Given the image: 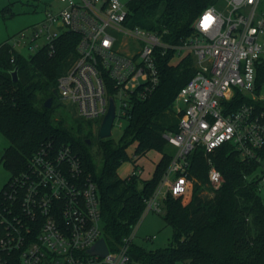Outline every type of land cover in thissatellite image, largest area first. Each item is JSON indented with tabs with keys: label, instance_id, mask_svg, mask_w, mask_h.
<instances>
[{
	"label": "built area",
	"instance_id": "obj_1",
	"mask_svg": "<svg viewBox=\"0 0 264 264\" xmlns=\"http://www.w3.org/2000/svg\"><path fill=\"white\" fill-rule=\"evenodd\" d=\"M58 1V9H47L30 27L31 47L47 45L52 52L63 32L78 35L76 57L58 77L57 91L83 119L102 121L112 96L113 128L126 126L135 102L150 97L160 85L159 50L175 48L180 60L194 54L197 71L175 98L178 130L164 133L175 151L145 199V214L165 213L169 195L187 194L191 156L198 148L203 147L208 178L216 187L223 178L213 154L225 143L233 144L241 158L257 160L264 173V0L209 5L196 18L194 34L176 46L155 30L127 24L129 0ZM209 14L212 20L206 28ZM24 36L10 43L14 50ZM237 93L248 101L236 108L224 105ZM32 156L0 189V264H139L132 256L139 245L138 225L118 245L108 242L98 185L84 173L71 147L45 148ZM141 171L134 167L131 174ZM101 238L108 250L104 256L89 251Z\"/></svg>",
	"mask_w": 264,
	"mask_h": 264
},
{
	"label": "trees",
	"instance_id": "obj_2",
	"mask_svg": "<svg viewBox=\"0 0 264 264\" xmlns=\"http://www.w3.org/2000/svg\"><path fill=\"white\" fill-rule=\"evenodd\" d=\"M218 1L129 0L126 23L155 30L164 42L176 46L194 34L199 14ZM4 10L11 11L10 5ZM77 41L76 33L65 31L56 40L55 50L51 52L45 45L29 56L14 50L10 43L0 46V132L10 142L2 162L17 173L28 166L37 151L70 146L80 158L84 173L98 185L105 236L115 246L141 223L145 199L152 195L171 162L174 151L169 149L164 133L178 130L173 103L180 88L197 71L195 58L188 53L180 60L175 48L165 53L159 50L160 85L150 97L135 102L118 140L98 136L99 165L91 150V131L82 135L84 124L97 120L76 116L69 124L65 116L55 118L58 77L73 63ZM16 67L19 79L15 81L12 71ZM50 97L52 104L47 107ZM245 101L248 97L237 93L223 103L236 108ZM132 143L134 157L127 151ZM202 148L191 156L187 195H169L165 201L164 219L174 229L171 242L153 251L135 245L132 256L139 264H178L186 260L198 264H264V201L259 190L264 173H259L260 163L241 158L231 143L221 145L213 160L223 180L215 187L209 181ZM150 150L161 153L153 177L119 174L122 162L133 160L138 168V159ZM260 155L264 159V146Z\"/></svg>",
	"mask_w": 264,
	"mask_h": 264
},
{
	"label": "rangeland",
	"instance_id": "obj_3",
	"mask_svg": "<svg viewBox=\"0 0 264 264\" xmlns=\"http://www.w3.org/2000/svg\"><path fill=\"white\" fill-rule=\"evenodd\" d=\"M7 5H10L11 11L4 10ZM218 5L224 6L225 3L221 0L218 2ZM60 6L61 3L58 0H0V46L6 42L12 44L15 40V37H18V35L24 32L26 36L22 38V43L17 46L18 52L23 55L25 54V56H29L36 52L38 48L31 47L34 45V43L30 42V27L44 17V13L47 9L56 10ZM123 40L125 41L126 39ZM43 42L44 40L40 38L38 41L40 44L39 46H41ZM120 48L122 50L128 51V47L125 44H122ZM55 103L59 104L55 112V118L65 116L69 124H73V119L76 116L82 119L80 116H78L76 106L70 101L65 100L57 95ZM173 107V109H175V101L173 103ZM174 112L176 114L175 110ZM100 124V119H98L97 122H93L91 124H84V132H82V135L85 136L86 133L91 131L93 142L95 143L94 144L92 142L93 144L91 150L95 155L96 162L99 165H101L102 159L98 153L96 141L99 136ZM124 126L119 127L116 125L113 129L111 137L118 140L123 132ZM9 144V140L0 132V189L4 187V184L11 176V171L7 169L2 162L4 150ZM134 149L135 143H132L128 146L127 151L130 157L133 156ZM169 149L175 151L174 146L170 145ZM160 157L161 153L159 151L150 150L146 155L138 159L139 161H137V163L142 168L140 174L142 179H149L153 177L152 175L154 169L157 162H159L158 160H160ZM133 164V160L130 159L122 162L118 170L119 174L122 175V177L129 176L134 169ZM259 190L264 201V178L259 184ZM186 199L187 198H184V201ZM164 214L165 213L163 212L157 213L150 211L145 214L144 218L140 221L141 223L138 225L137 238H135V242L143 246L146 251L165 248L171 242L174 229L172 225L166 223ZM150 236H153V239L146 240V238Z\"/></svg>",
	"mask_w": 264,
	"mask_h": 264
},
{
	"label": "water",
	"instance_id": "obj_4",
	"mask_svg": "<svg viewBox=\"0 0 264 264\" xmlns=\"http://www.w3.org/2000/svg\"><path fill=\"white\" fill-rule=\"evenodd\" d=\"M12 75H13V80H18V68L16 67L13 71H12ZM111 98H109V107L108 110L104 116V118L101 121L100 124V128H99V136L100 138L104 139V138H110L112 136V132L114 129L113 128V124H114V119H115V101H114V97L110 96ZM52 100L53 98L50 97L47 99L46 101V106L50 107L52 104ZM88 143L91 142L90 139L87 140ZM89 251H91V253L93 254H99V255H106L107 254V245L106 242L103 238H101Z\"/></svg>",
	"mask_w": 264,
	"mask_h": 264
},
{
	"label": "clouds",
	"instance_id": "obj_5",
	"mask_svg": "<svg viewBox=\"0 0 264 264\" xmlns=\"http://www.w3.org/2000/svg\"><path fill=\"white\" fill-rule=\"evenodd\" d=\"M206 20H207V22H206V24H205V27L207 28V27L209 26L211 20H212V17H211L210 14L206 17Z\"/></svg>",
	"mask_w": 264,
	"mask_h": 264
}]
</instances>
